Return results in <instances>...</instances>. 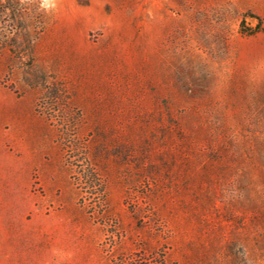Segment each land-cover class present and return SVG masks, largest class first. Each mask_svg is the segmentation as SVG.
<instances>
[{
    "label": "rangeland",
    "instance_id": "374dc122",
    "mask_svg": "<svg viewBox=\"0 0 264 264\" xmlns=\"http://www.w3.org/2000/svg\"><path fill=\"white\" fill-rule=\"evenodd\" d=\"M0 264H264V0H0Z\"/></svg>",
    "mask_w": 264,
    "mask_h": 264
},
{
    "label": "clouds",
    "instance_id": "9594fccd",
    "mask_svg": "<svg viewBox=\"0 0 264 264\" xmlns=\"http://www.w3.org/2000/svg\"><path fill=\"white\" fill-rule=\"evenodd\" d=\"M55 0H42V7L43 6H49L52 7L54 6Z\"/></svg>",
    "mask_w": 264,
    "mask_h": 264
}]
</instances>
